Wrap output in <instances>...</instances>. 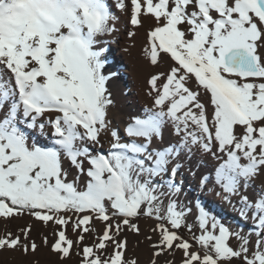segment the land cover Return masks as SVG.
I'll return each instance as SVG.
<instances>
[{
  "label": "snow or ice",
  "instance_id": "1",
  "mask_svg": "<svg viewBox=\"0 0 264 264\" xmlns=\"http://www.w3.org/2000/svg\"><path fill=\"white\" fill-rule=\"evenodd\" d=\"M141 31L131 110L105 45ZM0 226L55 264H140L129 234L149 264H264V0H0Z\"/></svg>",
  "mask_w": 264,
  "mask_h": 264
},
{
  "label": "rangeland",
  "instance_id": "2",
  "mask_svg": "<svg viewBox=\"0 0 264 264\" xmlns=\"http://www.w3.org/2000/svg\"><path fill=\"white\" fill-rule=\"evenodd\" d=\"M144 32L141 31L139 36L136 37L134 43H135V50H131L130 54L128 53V56L131 60L134 62V70L136 72L137 64L139 62V59L141 57V48L144 45ZM140 40V41H139ZM132 43V41H131ZM116 50L113 51V56H116ZM112 56V57H113ZM144 100V105L146 103V97L144 96L143 92L141 93V97ZM105 147H107V143H105ZM195 181L194 179H187L185 182L187 183V187L184 191L183 196L181 197V200L185 201L187 204L191 205L193 203L194 198H201V192L196 188V184L192 183L190 184V181ZM219 198L215 197L214 195L208 196L207 194L204 195L202 202L208 204L209 208L212 210L214 214H218L219 218L222 219L226 224L231 225L233 228H235L238 224H240L241 227L244 228V231L250 230V223L249 227H244L243 224H241L237 213L226 203L219 202ZM193 222V218L189 217V223ZM19 223H24V221H20ZM28 223H31V221H28ZM140 226L147 232L148 231V224L151 223L145 222L144 220H141ZM2 227V226H0ZM13 231H15V228H12ZM254 238V237H253ZM129 245L131 247H134L138 258L140 261V264H149V258H150V251L147 242L145 241L143 236H133L131 234L128 235ZM37 243H39V240L37 239ZM33 259H38L39 264H55V256L50 254L46 248H42L40 251L36 253L35 258H33L31 255L25 259L20 256L19 253H11L6 252L3 254H0V264H31V261ZM176 264H179L180 261V255L179 253L175 256ZM73 264H75V260L73 261Z\"/></svg>",
  "mask_w": 264,
  "mask_h": 264
},
{
  "label": "bare ground",
  "instance_id": "3",
  "mask_svg": "<svg viewBox=\"0 0 264 264\" xmlns=\"http://www.w3.org/2000/svg\"><path fill=\"white\" fill-rule=\"evenodd\" d=\"M108 2L111 4L113 0H108ZM118 39V43L110 41L109 44L105 45V47L110 48L109 63L112 68L119 69L122 73V77L118 82L117 87L122 88L125 94L131 93V97L127 99V101L124 103V106L126 108H130L131 110H139L142 106H144V100L143 98H140L142 91L137 86L134 62L129 58L128 53L123 51L125 46H130L131 41L126 39L124 36H120ZM134 48H131V50H135ZM115 50L117 51L116 56H113L112 53ZM192 183L196 184V181L191 180L190 184Z\"/></svg>",
  "mask_w": 264,
  "mask_h": 264
},
{
  "label": "trees",
  "instance_id": "4",
  "mask_svg": "<svg viewBox=\"0 0 264 264\" xmlns=\"http://www.w3.org/2000/svg\"><path fill=\"white\" fill-rule=\"evenodd\" d=\"M219 202H223V201L220 199Z\"/></svg>",
  "mask_w": 264,
  "mask_h": 264
}]
</instances>
